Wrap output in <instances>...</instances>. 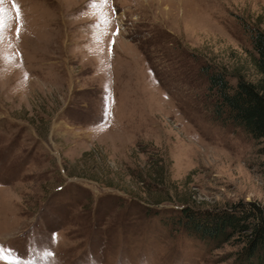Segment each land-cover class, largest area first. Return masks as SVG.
I'll use <instances>...</instances> for the list:
<instances>
[{
    "label": "rangeland",
    "instance_id": "1",
    "mask_svg": "<svg viewBox=\"0 0 264 264\" xmlns=\"http://www.w3.org/2000/svg\"><path fill=\"white\" fill-rule=\"evenodd\" d=\"M16 3L0 6V264H241L235 240L180 223L264 210L262 145L217 115L205 70L258 82L264 0Z\"/></svg>",
    "mask_w": 264,
    "mask_h": 264
},
{
    "label": "trees",
    "instance_id": "2",
    "mask_svg": "<svg viewBox=\"0 0 264 264\" xmlns=\"http://www.w3.org/2000/svg\"><path fill=\"white\" fill-rule=\"evenodd\" d=\"M251 41L257 54L258 82L240 79L234 88L225 74L205 70L209 89L216 92L217 115L225 123L243 129L262 145L259 153L264 155V31L253 29ZM184 213L185 221L180 224L191 235L208 239L217 247L235 240L241 246L237 254L241 264H264V210L256 204L237 205L231 211L194 212L187 209Z\"/></svg>",
    "mask_w": 264,
    "mask_h": 264
},
{
    "label": "snow or ice",
    "instance_id": "3",
    "mask_svg": "<svg viewBox=\"0 0 264 264\" xmlns=\"http://www.w3.org/2000/svg\"><path fill=\"white\" fill-rule=\"evenodd\" d=\"M7 2H11V3H12V6H13L14 8L17 7L16 0H0V6L4 5V4L7 3ZM103 2H104V3H108V0H103ZM117 34H118V32H117ZM54 238H55V237H53V239H54ZM0 251H5V250L3 249L2 246H0Z\"/></svg>",
    "mask_w": 264,
    "mask_h": 264
}]
</instances>
